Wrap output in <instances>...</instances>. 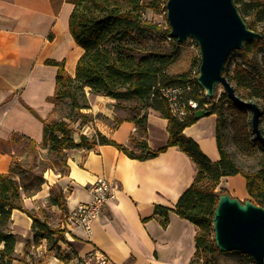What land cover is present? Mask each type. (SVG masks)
<instances>
[{
    "label": "trees",
    "instance_id": "1",
    "mask_svg": "<svg viewBox=\"0 0 264 264\" xmlns=\"http://www.w3.org/2000/svg\"><path fill=\"white\" fill-rule=\"evenodd\" d=\"M67 1L73 5L69 19L70 33L83 53L77 63L74 77L65 70L64 62H47L58 67L53 113L60 110L63 101L69 100L72 113L78 116L81 125L84 124L87 115L82 110L89 106L86 91L88 88L93 94L115 99L117 106L122 102H137L143 105L142 110L152 109L158 112L168 121L169 138L164 147L152 149L147 141L148 113L138 112L132 119H127L134 122L139 131L138 137L131 136L130 147L117 144L100 131H96L93 136L78 133L79 138L76 139L77 132L73 127L74 119L71 115L42 120L44 137L40 144L35 139L20 134H15L9 141L0 140V151L12 157L9 172L0 174V264H11L17 260L15 248L18 236L11 229L14 210L25 213L33 221L34 239L26 241L25 259L22 261L24 264H33L26 262L28 248L37 247L43 241L47 242L48 250L64 264H85L66 238V229L52 227L46 215L42 218L28 210L25 200L32 198L42 189L47 182V172L54 171L62 176L69 172L67 151H91L104 145H113L131 159L138 160L152 159L170 147H178L192 159L197 167V174L191 186H188L177 200L175 209L157 206L153 217L160 218L163 226L169 223L170 212L192 222L198 232L194 241L196 253L191 264H218L212 258L218 253H227L216 246L212 222L219 195L228 193L226 189H219L222 178L238 174L244 176L249 197L254 203L264 207V162L256 171H246L233 159L226 147L229 139L226 127L231 123L235 130L234 142L240 152L251 155L252 153L245 149L247 146L252 149L253 146H259L264 150L253 130L252 117L251 120L248 119V111L251 110L236 105L227 94L218 102L215 96L207 97L197 78L191 79L190 72L173 75L167 73V69L181 55V44L170 37V26L165 30L149 18L147 11L167 13L168 0H151L146 4L144 0ZM234 3L249 28L259 32L258 25L264 24V0H234ZM259 33L260 39L246 42L240 50L247 59L260 50L264 51V31ZM155 35L169 39L173 48L158 53L142 41L144 36ZM228 60L223 71L226 76ZM232 80L236 84L235 91H242L243 97L239 96L245 101L255 102L254 98L264 100L263 93L256 90V76L244 64L236 66ZM160 87L183 88L187 101L193 99L201 108L205 104L209 105L205 110V113H208L206 116L217 117L216 144L220 153L219 161H211L199 144L184 133L187 127L198 122V110H192L182 119L176 118L166 101L152 99L151 96ZM225 106L227 107L224 110L229 113L227 116L221 111ZM260 115L264 117L263 112ZM123 121L117 120L115 128ZM261 132L264 135L262 129ZM251 134L254 138H251ZM21 141L26 143L25 147L15 153L12 147ZM50 192L51 205L58 207L66 215L67 199L62 187L53 185ZM43 213L45 214V211ZM61 244L67 246L68 250ZM246 257L251 258L248 255ZM251 260L254 263L252 258Z\"/></svg>",
    "mask_w": 264,
    "mask_h": 264
},
{
    "label": "crops",
    "instance_id": "2",
    "mask_svg": "<svg viewBox=\"0 0 264 264\" xmlns=\"http://www.w3.org/2000/svg\"><path fill=\"white\" fill-rule=\"evenodd\" d=\"M71 10L73 5L67 0H0V140L9 141L20 134L40 144L44 137L42 120L58 116V112L53 113L58 67L47 62H64L65 70L75 76L83 50L70 33ZM86 91L89 106L82 112L107 120L94 119L95 124L84 126L83 134L93 136L100 131L117 144L130 147L131 136H139L136 124L124 120L115 128V119L121 117L117 101L93 94L88 88ZM147 119L148 144L158 150L167 144L168 121L154 110ZM216 125V115L204 116L184 131L213 162L220 159ZM75 137L78 139L79 134ZM228 143L229 139V150ZM67 160L69 172L64 176L47 172L42 189L25 200L28 210L42 218L49 206L58 210L50 202L53 185L62 187L68 212L92 201L88 187L98 178L120 186L116 200L108 203L94 221L93 232L78 229L71 233L69 240L81 259L97 250L111 264L192 263L198 228L174 212H170L166 226L153 217L157 206L175 209L177 200L193 183L197 167L186 153L170 147L155 158L138 160L113 145H104L91 151L69 150ZM11 163L12 157L0 151V174L8 173ZM219 189H226L241 201L249 199L241 174L222 178ZM11 221V229L18 236L17 260L11 264H24L26 241L34 239L33 221L19 210L13 211ZM48 223L52 226L50 220ZM26 259L33 264H64L48 250L46 241L29 247Z\"/></svg>",
    "mask_w": 264,
    "mask_h": 264
},
{
    "label": "water",
    "instance_id": "3",
    "mask_svg": "<svg viewBox=\"0 0 264 264\" xmlns=\"http://www.w3.org/2000/svg\"><path fill=\"white\" fill-rule=\"evenodd\" d=\"M166 8L170 37L180 44L192 38L199 46L197 81L206 96L213 98L215 88L222 85L229 99L251 110L253 130L264 146L259 106L242 99L223 74L229 55L243 49L246 42L260 39L261 34L249 28L234 0H168ZM207 114L198 111L196 117ZM212 222L216 246L221 251L241 252L254 264H264V207L250 199L241 201L229 193L220 194Z\"/></svg>",
    "mask_w": 264,
    "mask_h": 264
},
{
    "label": "rangeland",
    "instance_id": "4",
    "mask_svg": "<svg viewBox=\"0 0 264 264\" xmlns=\"http://www.w3.org/2000/svg\"><path fill=\"white\" fill-rule=\"evenodd\" d=\"M151 0H144V3H148ZM147 14L149 18L159 24L161 27H163L165 30L168 29L169 22L166 19V13H154L153 11L149 10L147 11ZM264 24H259L257 31L263 32ZM142 41L151 47L152 49L156 50L158 53L166 52L169 51V49L173 48L171 41L169 39H163L160 36H144L142 38ZM198 44L196 41L192 38H189L185 43H181V55L178 58L176 62H174L173 65H171L167 69V73L169 74H182V73H187L190 72L191 74V79H195L199 75V70H200V65H201V52L200 49L198 48ZM229 63L227 65L228 69V75L227 78L233 85V87L236 89V84L232 80V77L234 75V70L238 64H244L246 67H248L252 73L256 76L257 79V84H256V90L263 93L264 95V51L260 50L257 53L253 54L250 56L248 59L244 56V54L240 50H235L229 55ZM262 85V86H261ZM258 86V87H257ZM215 91V97H216V102H218L223 95L226 94V90L222 85H218ZM237 94L243 97V92L240 90H236ZM256 103H258L259 108L261 112L264 113V100L263 99H253ZM89 104V100H88ZM117 106V105H116ZM118 109L121 110V117H118L115 119L114 124L116 126L117 120H127V119H132L136 113L142 112V114L145 113H150L152 109L146 110L143 109L142 104H138L137 102H122L119 106H117ZM222 108V112L224 115H229L228 112H226ZM142 110V111H141ZM72 109L70 106V101L65 100L61 103L60 105V110L58 111V116L59 118H64L67 117L68 115H71L74 119L73 127L76 130L77 133H83L85 132V125L91 126L92 124H95L94 119H98L100 121H106L107 119L105 117H102L101 115H97V117L94 116H88L87 119L84 122V124H80V119H78L77 115H74L72 113ZM211 116V115H210ZM252 117V112L248 111V119L251 120ZM261 128L264 133V117H261ZM114 128V127H113ZM226 131L229 135V152L231 153L233 159L241 166L242 169L246 171H256L257 169L260 168V165L262 162H264V150H262L259 146L257 148L253 149L249 146H247L245 149L247 152H251V155L244 154L239 151L237 148L235 142H234V135H235V130L234 127L231 125V123H228L226 127ZM96 133V131H95ZM93 133V134H95ZM92 134V135H93ZM251 138H254V135L251 134ZM25 142L21 141L19 144H16L15 146L12 147V150L15 151V153H19L24 147H25ZM135 151H138L135 149ZM250 200H252L249 197ZM52 206V205H51ZM46 211V210H45ZM47 220H50L52 223V227L56 228H64L66 227V219L65 215L63 212L58 208L57 209H52L50 206L47 209L45 213ZM62 228V229H63ZM67 238V237H66ZM68 241L69 238H67ZM62 247H65V245L61 244ZM213 261L218 263V264H254L251 261V258H247L246 254L241 253V252H227V253H218L215 255L213 258ZM202 261H200L201 263ZM84 263L86 264L85 260ZM89 264H94V263H89Z\"/></svg>",
    "mask_w": 264,
    "mask_h": 264
},
{
    "label": "built area",
    "instance_id": "5",
    "mask_svg": "<svg viewBox=\"0 0 264 264\" xmlns=\"http://www.w3.org/2000/svg\"><path fill=\"white\" fill-rule=\"evenodd\" d=\"M189 90V89H187ZM185 90L183 88H163L154 93L151 97L166 101L171 109L172 114L179 119L188 115L192 110L205 111L209 108L205 104L203 108L199 107L197 101L184 97ZM89 191L92 194V201L88 203L78 204V206L65 215L66 219V237L71 239V233L78 229L90 234L94 221L103 213L106 205L116 200L117 191L120 186L114 181L106 178H98L89 185ZM86 264H111L105 254L100 251L93 250L85 259Z\"/></svg>",
    "mask_w": 264,
    "mask_h": 264
}]
</instances>
